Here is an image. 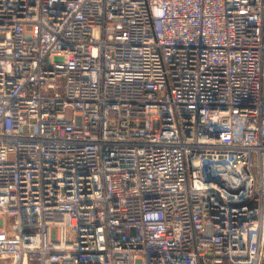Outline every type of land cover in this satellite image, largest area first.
<instances>
[{
  "label": "built area",
  "instance_id": "built-area-1",
  "mask_svg": "<svg viewBox=\"0 0 264 264\" xmlns=\"http://www.w3.org/2000/svg\"><path fill=\"white\" fill-rule=\"evenodd\" d=\"M0 264H264V0H0Z\"/></svg>",
  "mask_w": 264,
  "mask_h": 264
},
{
  "label": "rangeland",
  "instance_id": "rangeland-1",
  "mask_svg": "<svg viewBox=\"0 0 264 264\" xmlns=\"http://www.w3.org/2000/svg\"><path fill=\"white\" fill-rule=\"evenodd\" d=\"M2 226L4 227L6 232H9L11 230V227H12V218H10L8 216H4L2 218Z\"/></svg>",
  "mask_w": 264,
  "mask_h": 264
}]
</instances>
